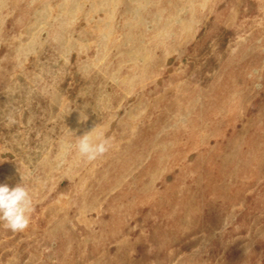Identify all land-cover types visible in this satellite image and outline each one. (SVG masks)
Segmentation results:
<instances>
[{
    "label": "rangeland",
    "instance_id": "rangeland-1",
    "mask_svg": "<svg viewBox=\"0 0 264 264\" xmlns=\"http://www.w3.org/2000/svg\"><path fill=\"white\" fill-rule=\"evenodd\" d=\"M21 183L0 264H264V0H0V184Z\"/></svg>",
    "mask_w": 264,
    "mask_h": 264
},
{
    "label": "clouds",
    "instance_id": "clouds-1",
    "mask_svg": "<svg viewBox=\"0 0 264 264\" xmlns=\"http://www.w3.org/2000/svg\"><path fill=\"white\" fill-rule=\"evenodd\" d=\"M79 119L80 122H84L88 117L84 112L83 119L80 116ZM96 127L79 138H75L78 141L75 147L79 155L87 161L96 160L111 148V142L107 137H97L95 141L92 139V133ZM67 130L74 135L72 131ZM34 211L32 196L24 184H17L11 189L7 184H0V222L5 228L13 232L26 230Z\"/></svg>",
    "mask_w": 264,
    "mask_h": 264
}]
</instances>
